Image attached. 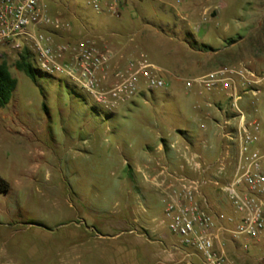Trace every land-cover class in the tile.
<instances>
[{
	"label": "rangeland",
	"instance_id": "rangeland-1",
	"mask_svg": "<svg viewBox=\"0 0 264 264\" xmlns=\"http://www.w3.org/2000/svg\"><path fill=\"white\" fill-rule=\"evenodd\" d=\"M43 1L50 15L69 23L65 39L91 38L125 57L144 55L163 68L170 85L145 90L106 112L67 77L33 64V81L10 66L17 85L0 108V177L9 184L0 193V264H173L175 235L159 224L164 203L146 188L147 217H157L153 223L164 236H112L147 230L123 205L126 190L141 181L138 175L132 183L129 178L130 151L162 139L195 143L200 122L211 128V119L200 112L203 100L187 93L182 79L223 65L261 69L264 0H128L120 17L97 13L85 0ZM239 104L264 117V88L257 99L249 95ZM194 143L191 150L202 152ZM206 152L211 161L218 154L217 148ZM205 191L222 213L233 216L224 192ZM235 240L227 243L231 258L264 264V238ZM190 263L200 264L199 257Z\"/></svg>",
	"mask_w": 264,
	"mask_h": 264
},
{
	"label": "built area",
	"instance_id": "built-area-1",
	"mask_svg": "<svg viewBox=\"0 0 264 264\" xmlns=\"http://www.w3.org/2000/svg\"><path fill=\"white\" fill-rule=\"evenodd\" d=\"M85 1L95 12L114 17L121 16L128 2ZM68 29L69 23L48 13L43 0H0V60L26 51L32 65L74 81L106 112L145 90L170 85L163 68L144 55L125 57L91 38L65 39ZM182 82L187 92L193 91L220 114H205L212 126L200 122L202 135L193 142L204 152L217 148L218 154L211 161L202 154L194 156L193 143L183 137V149L178 139L169 142L178 161L157 162L151 178L164 203L160 222L200 264H239L229 256L227 243L239 235L264 238V131L239 104L249 95L257 99L264 88V66L255 70L244 63L223 65ZM223 93L217 100L210 98ZM205 188L224 192L233 216L222 213Z\"/></svg>",
	"mask_w": 264,
	"mask_h": 264
},
{
	"label": "crops",
	"instance_id": "crops-1",
	"mask_svg": "<svg viewBox=\"0 0 264 264\" xmlns=\"http://www.w3.org/2000/svg\"><path fill=\"white\" fill-rule=\"evenodd\" d=\"M177 31V30H175ZM184 44L188 43V40L183 41ZM188 93V92H187ZM194 95L198 96L196 93L193 92ZM216 100L220 98V95H215ZM200 99H203L199 96ZM253 102H251L252 104ZM205 105V104H204ZM201 106V105H200ZM208 106H204L203 109H200V112L203 114L206 113H212L211 110L207 108ZM245 109V108H244ZM246 110V109H245ZM254 111H256L254 109ZM249 117L257 118L261 124L264 131V117L258 118L255 116V114L251 113L249 110H246ZM186 144L184 142V139L182 142L178 140V147L183 149V146ZM167 146V147H166ZM129 147L132 148V146L129 145ZM196 154H202L207 157V152L194 150L193 155ZM177 152L175 149L169 147L168 144L162 142L158 143L157 145L152 144H146L145 147H142L140 149H132L130 151L129 157H128V175L131 179V183L133 182V178H137V175L139 176L140 180L138 185L131 184L130 187L126 190V197L123 199V205H125V210L129 218H131L134 221H137L138 223L142 224L145 223V229L146 233L144 235L135 233L133 230L130 231H123V232H116L112 234V236H115L119 238V236L124 235L125 240H130L132 238L138 237L139 239L150 241L148 238L152 233H158L161 236H164V233L159 229V226L157 224H154L153 222L156 221L155 215L152 216L148 215V210L144 204V192L145 188L146 190L152 191L156 194L158 200L163 203L162 196L159 192V190L153 185L152 183V175L155 173V169L157 167V162H164L166 160H173V162H177L178 158H176ZM142 182L144 184V187L140 184ZM144 215V216H142ZM150 219V220H149ZM144 224V225H145ZM159 224H162L159 222ZM120 236V237H121ZM185 249L180 247L178 244V238L175 236L173 238V264H191L190 258L185 253Z\"/></svg>",
	"mask_w": 264,
	"mask_h": 264
},
{
	"label": "trees",
	"instance_id": "trees-1",
	"mask_svg": "<svg viewBox=\"0 0 264 264\" xmlns=\"http://www.w3.org/2000/svg\"><path fill=\"white\" fill-rule=\"evenodd\" d=\"M10 66H14L16 70L24 72L33 81L35 78V70L32 65L30 54L24 52L11 62L4 56L0 60V108L6 106L16 88L17 80L12 75ZM9 190V184L0 177V193H6Z\"/></svg>",
	"mask_w": 264,
	"mask_h": 264
}]
</instances>
